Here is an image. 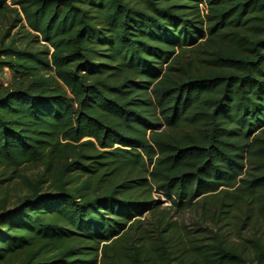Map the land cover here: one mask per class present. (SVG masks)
Segmentation results:
<instances>
[{
  "label": "trees",
  "instance_id": "16d2710c",
  "mask_svg": "<svg viewBox=\"0 0 264 264\" xmlns=\"http://www.w3.org/2000/svg\"><path fill=\"white\" fill-rule=\"evenodd\" d=\"M0 264H264V0H0Z\"/></svg>",
  "mask_w": 264,
  "mask_h": 264
},
{
  "label": "rangeland",
  "instance_id": "374dc122",
  "mask_svg": "<svg viewBox=\"0 0 264 264\" xmlns=\"http://www.w3.org/2000/svg\"><path fill=\"white\" fill-rule=\"evenodd\" d=\"M11 76V71L8 68H5L1 73V83L3 85H7L8 83H10ZM156 198H158V195H156ZM161 199L163 201L164 207L170 205L169 201H167L164 197H162ZM174 218L180 221H184L186 225L191 228V230L196 229L201 222L199 213L194 209H190L185 213L175 215Z\"/></svg>",
  "mask_w": 264,
  "mask_h": 264
}]
</instances>
